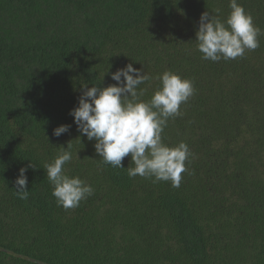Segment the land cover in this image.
<instances>
[{
	"label": "trees",
	"instance_id": "trees-1",
	"mask_svg": "<svg viewBox=\"0 0 264 264\" xmlns=\"http://www.w3.org/2000/svg\"><path fill=\"white\" fill-rule=\"evenodd\" d=\"M229 2L0 0V264H264V35L235 60L196 50L201 14L226 20ZM238 3L264 30V0ZM129 63L194 82L162 133L193 153L179 188L100 163L69 114L84 84H117ZM69 142L66 174L94 194L65 210L43 167ZM30 162L22 200L14 182Z\"/></svg>",
	"mask_w": 264,
	"mask_h": 264
},
{
	"label": "clouds",
	"instance_id": "clouds-1",
	"mask_svg": "<svg viewBox=\"0 0 264 264\" xmlns=\"http://www.w3.org/2000/svg\"><path fill=\"white\" fill-rule=\"evenodd\" d=\"M229 7L226 20L219 17L218 9L216 14L208 11L201 14L195 41L196 50L205 61L235 60L260 46L259 36L264 35V30L255 25L252 15L238 0H230ZM111 79L118 83L107 87L83 85L78 106L69 113L77 131L88 141H95L100 163L124 168L130 178H154L153 183L165 181L179 188L193 153L183 141L175 146L164 143L162 133L169 119L182 116L181 106L195 94L194 82L171 70L153 77L132 63L111 73ZM153 79L160 86L145 101L141 98L147 89L140 86L146 83L150 86ZM69 129L70 125L58 126L53 135L60 137ZM76 156L79 158L78 153ZM129 156L133 166L125 168L123 161ZM73 158L69 142L66 148L61 146L53 162L43 167L53 186L57 206L65 210L79 207L94 194V188L85 180L66 174L64 166ZM29 167L35 168L31 162L21 167L14 182L15 194L22 200H27L30 194L26 175Z\"/></svg>",
	"mask_w": 264,
	"mask_h": 264
}]
</instances>
